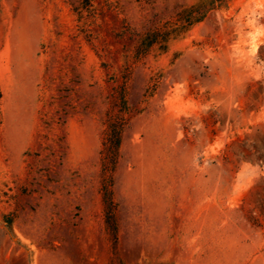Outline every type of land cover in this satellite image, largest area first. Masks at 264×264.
I'll return each instance as SVG.
<instances>
[{
    "label": "rangeland",
    "instance_id": "1",
    "mask_svg": "<svg viewBox=\"0 0 264 264\" xmlns=\"http://www.w3.org/2000/svg\"><path fill=\"white\" fill-rule=\"evenodd\" d=\"M0 264H264V0H0Z\"/></svg>",
    "mask_w": 264,
    "mask_h": 264
},
{
    "label": "trees",
    "instance_id": "2",
    "mask_svg": "<svg viewBox=\"0 0 264 264\" xmlns=\"http://www.w3.org/2000/svg\"><path fill=\"white\" fill-rule=\"evenodd\" d=\"M124 132V123L120 118H111L109 121V130L104 142V167L107 172L115 170L120 156L122 145V136Z\"/></svg>",
    "mask_w": 264,
    "mask_h": 264
}]
</instances>
